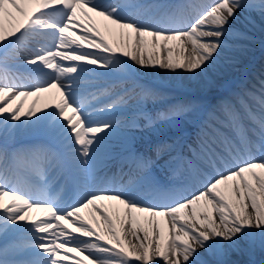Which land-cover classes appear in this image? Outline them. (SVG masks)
<instances>
[{"label":"snow or ice","instance_id":"obj_1","mask_svg":"<svg viewBox=\"0 0 264 264\" xmlns=\"http://www.w3.org/2000/svg\"><path fill=\"white\" fill-rule=\"evenodd\" d=\"M186 8L194 15L177 22ZM254 14L264 22V0H0V135L34 131L48 140L11 157L0 152L3 252L27 257L13 264H226L225 249L241 238L258 235L264 243V80L236 94L239 107L221 105L223 118L201 126L196 147L179 138L153 146L157 158L167 156L163 167L176 184L90 183L112 138H124L130 165L148 168L151 157L135 150V132L200 109L194 101L169 103L153 117L142 105L166 97L141 83L142 74L207 76L229 38L241 51L252 40ZM114 75L99 86L100 77ZM42 93L52 98L42 103ZM101 96L115 99L94 106ZM27 97L35 99L25 110ZM133 99L139 107L127 122L94 118L123 111ZM45 161L53 179L71 188L67 199L47 192L34 198L12 185L11 165L42 174ZM34 209L42 215L31 219ZM9 233L24 235L8 244Z\"/></svg>","mask_w":264,"mask_h":264},{"label":"bare ground","instance_id":"obj_2","mask_svg":"<svg viewBox=\"0 0 264 264\" xmlns=\"http://www.w3.org/2000/svg\"><path fill=\"white\" fill-rule=\"evenodd\" d=\"M254 17L257 27L252 29L251 34L253 38L251 41L246 43L245 49L241 51L232 47L231 45L233 44V41L229 38L228 43L230 47L225 49L217 67L215 69H210L207 76L202 77L199 80H189L186 76L183 78H173L168 74H153L151 72H147L142 74L141 77H143V79H141V83H149L152 86L165 87L170 91L169 94H173L174 92L181 90L209 93L212 87L225 88L229 86L231 82L235 81L237 78L239 79L243 74L255 67L257 69L258 66L263 65L264 63V22H262L260 17L255 14ZM238 27L240 26L238 25ZM228 63H238L239 66H236L237 71L230 72L231 68ZM248 66L251 67L247 68ZM118 78L119 77L115 75L100 77L98 84L102 88L105 84L111 83ZM51 98V93L41 94L42 103L44 99ZM33 99H35V97H30L25 101V110H27L30 106ZM123 111H127V109H124ZM15 134L9 135L7 138L13 137ZM20 136L22 138H46L41 133H34V131H21ZM205 258L212 259L211 257H208L207 254H205ZM222 259L226 262V264H261V261L264 260V243L261 242V238L258 235L249 238H241L236 248L225 249V254Z\"/></svg>","mask_w":264,"mask_h":264}]
</instances>
